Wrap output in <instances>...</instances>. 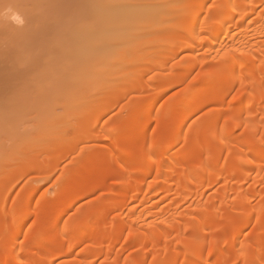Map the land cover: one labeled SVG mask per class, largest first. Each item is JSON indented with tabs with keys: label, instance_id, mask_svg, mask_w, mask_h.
<instances>
[{
	"label": "bare ground",
	"instance_id": "obj_1",
	"mask_svg": "<svg viewBox=\"0 0 264 264\" xmlns=\"http://www.w3.org/2000/svg\"><path fill=\"white\" fill-rule=\"evenodd\" d=\"M1 1L0 3H2ZM41 1L38 2L41 3ZM61 1L65 2V0ZM75 1L70 0L68 2L67 0V7L66 4H62L63 8L66 7L64 9H66L65 13L67 14V17L64 14L63 18L66 17L64 19L69 22L64 25V29L62 28L63 30L55 29L54 27L51 28L57 30L59 33L58 36L56 33V36L53 37L52 31L51 35L53 38H50V35L48 36L49 29H45V31L43 29V33H40L42 30H40V25L49 19L48 15L46 16V20L44 19V16L48 13V11L44 12L46 8H41L43 11H40L42 13L44 12V15L37 17V22L34 20L36 24L39 25L40 34L37 32L34 33L33 31L34 35H32L31 32H25L23 29L25 28V24L23 27L22 23L20 24V26L22 25L21 31L20 29L17 30L20 26L18 27L19 24L17 23V25H15L16 22H14L16 26L15 33L17 34L18 31H20L19 35H16V39L15 36L12 37L15 31L13 28L14 26H6L2 22L0 23V115H14L33 108L32 105V108H29V100L31 99H23L22 96L31 92V90L34 91V85V87H39V85H36V82V84L34 83L36 79L35 72L37 74L38 71V74L42 73L43 75V72L47 73L48 71L57 69V75L49 78L52 82L54 80L53 85H55L56 90L53 91L54 93L52 92L53 89L50 90V92H52L53 96L54 94L60 96L67 89L66 85L79 86L87 77L91 76V73L96 70L97 66L106 62V57L109 53H117L118 50L128 45L129 43L125 40L129 39L128 36L138 31H143V35H147L150 32L148 26L150 27L152 25L151 32L154 34L152 35L153 38H147L142 42V45L139 44L140 46H144V44L148 45L149 42L153 44L152 42H156L160 39V41H158L159 43L156 42V44H162L164 40L168 41L167 43L171 41V43H180L174 50L175 55L184 50L190 52L185 57V60L176 66L178 74L170 79L167 75L168 73H166L167 70L164 68L165 65H157L152 57L150 60H148L149 58L146 59V57L144 59L142 58L144 62L146 59L151 66L148 65V67L144 66L140 68L136 74L133 73L134 77H128V79L123 78L124 82L119 80L121 82L118 83V87L116 86V92L115 89L114 92L111 91L112 88L106 89L107 91L105 90V94L98 93V90H95L96 92H88V98L91 100V103H93V105H102V107L84 115V119L86 120L93 118L97 121L105 114L113 113L117 105L123 99L130 97L133 90L143 89L144 80L146 79L145 76L149 74L151 70H153V73L159 69L162 72H160V74L168 83L163 87L161 86V89L159 87V91H157L151 100L152 105L148 113L143 117L141 114H137L136 119L132 122L131 134L136 137L140 135L141 138L146 139L155 119L157 121L156 125L158 124L157 128L163 126L161 119L164 118L162 112L159 111L155 105L156 101L171 87L183 84L186 77L188 78L189 75L191 76L196 71L199 63L196 52L205 49L208 52L215 53L217 57L219 56L222 60L217 67L210 66L205 69L204 75H206V78H204V75L200 78L198 77L191 87H187V89L183 90L181 93L179 99L185 102V106L176 111L180 116L178 123L174 127L175 134L173 137H170L168 141L162 144L156 143L154 140L152 142L149 140L151 142L149 143L150 145L143 149L141 153L131 152L127 154H118L113 158L118 176L121 177V185L123 188V195L118 201L114 200V196L116 195L110 186L108 187L107 185V179L113 176L114 170L109 171L108 175L104 176L97 173L94 168L83 170L79 172L74 183L68 187L65 185L67 179L66 173L62 172V183L58 185L60 187L58 195L64 196V194L69 192L68 200L60 208L62 212L72 207L87 194L109 189L107 193L111 197H109L110 200L108 202H103V207H95L90 215L87 216L82 226H77L72 222L67 223L65 226H61L60 223L55 222V229L53 228V232H47L46 236L42 237L44 239L41 240L39 235L36 234L35 227L40 222L42 202L38 204L30 200L32 207L27 211L25 210L26 213L24 211L22 216L14 212V208L17 207L16 205L22 204L26 206V204H29L30 201L27 199L30 195L36 194L35 192L38 187L36 189H30L28 192L14 198L9 203L5 201L1 203L0 247L4 255L0 264H48L47 261L49 257H45L47 254L45 253L44 246L28 251L22 248L19 243V235L24 222L31 218H35V223L25 237V243L36 239L40 242L54 244L56 251L51 254L52 259L68 255L69 249L82 245L84 246L87 243L88 246L84 250L85 255H91L94 259L99 258L103 254L108 255L111 253L116 239L120 235L119 233L124 232L126 229L129 230V241L132 243H140V245L146 249L147 244H149V239L143 232H139V227H137V225L140 224L146 225V227L148 226L152 229L154 239L167 240L170 236L176 234V237L182 241V243L186 240L187 243H185L184 247L188 248L190 240L185 237L184 233H181L180 230L183 222L177 221V223H175L172 221V216L175 213L173 205H168L170 207L160 210V208L157 207L160 203L152 204L151 199H153V196L155 199L157 194L159 196V193H163L167 197L173 192L172 194L185 196V198H199V204L196 207V209H198V215L194 218L193 225L191 226L196 229L198 237L203 240L207 235L209 227L213 225L212 221L213 223L215 221L213 219H216L217 216L214 200H210L205 204L202 203L204 190L216 186L221 180L232 182L235 180L236 173L240 169L239 165L235 164L233 161H229L226 167H222L220 165L221 158L225 155L227 156V154L231 156V154L236 151L242 150L239 161L240 166L242 165L244 167L245 175L248 176L252 173H257L258 177L263 176L264 150H261V146L256 143L250 144L249 149L246 151L243 150V145H241V147L234 145L231 140L232 131L229 129L230 127H221V131L210 144L202 143L200 140L201 135L198 133L199 131H197V128H194L191 137H189V141L187 140L188 142H185V144H187L185 148L186 152H180L176 154L177 156H170L169 151L181 142V134L185 121L187 122L198 110L213 104L219 105H216V109H218H215L217 111L215 112V116L219 117L224 112L223 108H220V105L223 103L225 97L236 91L237 87V92H239L236 99L238 107L233 110L234 114L230 115L228 122H231L234 128L239 129L245 127L258 132L256 118L260 111L259 103L264 101V0H213L215 1L214 5L208 11H205L203 5L212 0H200L199 7L197 8H192L193 0H184L186 2L184 6L168 7L165 11H160V8L157 9L151 5L148 6V3L154 4L155 2H163V4L167 3L172 5L173 0H134V2H132L134 5H129V3L124 2V9L126 10L114 7L116 5L114 4L115 0H77V4H74ZM79 1L81 3L83 2V7L79 4L81 9L79 8L80 11H77L78 14L76 13V15L74 11H76L75 9L78 3H80ZM179 1L182 2L183 0ZM36 2H34V4ZM3 3H5L4 0ZM98 5H107L108 7H97ZM29 6L34 10V7L38 5H33L34 7L31 5ZM39 6L43 7L42 4ZM72 6L73 11L70 10ZM131 6H133L132 9ZM28 8H26L27 11ZM62 10L61 13L63 12ZM69 11L72 13L70 14ZM159 11L160 14H154ZM73 12L76 16L73 15ZM176 12H178L186 22L191 21L192 24H194V27L190 30L189 38L185 37V35L180 32L171 31L174 28L177 29L179 26L178 24L175 25L176 18L173 20L174 22L171 23L172 25L168 23L170 22L169 18L173 19L174 16L176 17ZM33 13L34 11L32 14ZM37 13H39V11ZM59 13L58 15H63V13L62 15ZM30 14L28 13L27 15ZM8 17H10V15L7 16V19H9ZM42 18L45 21L42 20V22ZM7 19L5 18V22H7ZM14 19L17 20L18 18L15 17ZM201 19H203L202 24L200 23ZM12 20H10V22ZM61 24L63 23L61 22ZM27 27V29L30 27L34 29V27H29V25H27ZM186 27H192V25L185 24L184 28ZM162 29H165L168 34L162 35L160 38L157 36L155 39L157 32L160 34V31H163ZM28 33H31L32 36L28 35V37ZM37 34L39 35L35 38ZM223 36H226L228 41H224V44L220 45L219 41L221 38L224 39ZM36 40L40 42L38 46V41L36 42ZM138 43L139 42H137V44ZM150 43L149 45L152 47L153 45ZM27 44H29L30 47L34 45L33 50H31L33 52L27 51L31 49L30 47L27 49ZM129 45L127 47H130ZM218 45L220 46L217 47ZM101 52L102 54H100ZM151 52L149 54H152ZM59 56L70 57L64 61V63L60 61V63L57 64ZM137 56L132 58V62L130 63L138 64L141 57L138 58ZM170 58L172 59V57ZM133 59L136 60L134 61ZM34 70L35 72H33ZM156 72H158V70ZM42 75L38 77L41 78ZM149 75L151 76L148 80L151 83L158 79V74L155 72L153 75L151 73ZM117 76L119 79V75ZM49 84H47V86ZM14 85H17V87ZM80 91L76 92L78 98L83 97L84 94ZM36 95L34 96L37 98ZM6 98H8V100H6ZM21 100L23 101L21 102ZM143 101L142 97H139L137 101H135L136 107H140ZM175 102L176 101H174V103ZM137 112L139 113L138 109ZM171 113L172 110L170 109L169 114L171 115ZM94 133L95 132L92 131L90 126L85 125V135L83 137L80 135L78 137V139L80 138L79 140H77V138H72L69 139L70 141L59 143V145H63L62 149L58 152L56 151L57 153H55L51 159L48 158L42 161L39 156H36L33 163L25 162L26 164L22 166L21 169L14 172V176H12V179L10 178L11 183H17L24 178L26 179V176L29 177L28 175L35 172L44 173L43 181L45 182L43 183H46L55 172L57 173L58 166L67 157L70 151H75L78 146L93 141L95 138L93 136ZM260 141L261 144H264V136L261 137ZM160 146L163 147L165 152H158ZM235 147L238 150L234 149ZM188 152L191 153L189 154ZM91 154L90 156L98 157L100 151L96 150ZM139 156L142 161V173L140 179L137 180L133 176L134 168L130 166V161L139 158ZM197 163H200L201 167L200 172L195 175V165H198ZM152 178L155 180H150ZM83 184L87 185V187L85 186V188L81 189ZM145 189L146 191H144ZM177 192H180V194ZM137 194L140 196L143 195V198L139 200L136 198ZM223 194L220 193V195L224 196ZM135 198L139 200V204L142 203L141 205H144L143 209H145L144 207H146L149 202H151V205L148 204L147 206L151 207L149 209L147 207V210H140V212L135 213V215L133 213L135 211H131V216L134 217L132 223L127 224L122 219H117L107 232L105 231V233L98 236L100 222L115 209H118V211L120 210L119 213L125 210V208L130 209L129 206L131 202L136 203L138 201L135 200ZM162 200H166V198L164 197ZM155 204L157 205L152 208V205ZM29 206L30 205H28V207ZM25 209H27V207ZM260 211L261 209L259 208L258 212ZM121 215H123V213ZM8 216H10L9 221L6 220ZM257 216L258 219L264 217V210L258 213ZM231 218V213H226L223 220L229 221ZM153 219L161 221V226L155 227L156 225ZM252 220L253 214L246 211L243 218L232 228V235L237 236V231H242ZM73 230H79L80 232L74 238L71 247L65 249L66 237L71 234ZM231 247L233 256L231 255L232 260L230 264L238 263L237 260H239V258L242 260L243 264H264V234L259 233L256 235L254 241L248 248H243L235 240L231 242ZM153 248H160V244L154 242ZM164 248L168 250L167 245H165ZM192 248L195 250L198 264H212L211 260L216 257V253L220 249V246L218 243L214 242L211 245L208 255L203 254L199 250V246L195 245ZM146 255L144 251L140 256L142 264H145ZM181 255V252H176L172 254L168 260H177ZM223 264H225V262Z\"/></svg>",
	"mask_w": 264,
	"mask_h": 264
},
{
	"label": "rangeland",
	"instance_id": "obj_2",
	"mask_svg": "<svg viewBox=\"0 0 264 264\" xmlns=\"http://www.w3.org/2000/svg\"><path fill=\"white\" fill-rule=\"evenodd\" d=\"M4 1L5 3H3V0L1 1L2 3H0V23L2 22L6 26H14L13 28L15 31L13 32L14 34H12V37L15 36L16 39V35H19L22 29V25L24 27V24L26 29H23L25 30V32H31L32 35H34V33L36 32L39 33L41 29V34L43 33V29L44 31L45 29H49L48 36L50 35L49 37L51 38L52 35L54 37L56 36V33L57 36L59 34L57 30L51 28L54 27L55 29L61 30L62 28L64 29V25L69 22L64 19L67 17V14L65 13L66 9L64 8L68 6V4L66 3H68L70 0H68V2H66L67 0H65V2H62L61 0H37V2L36 0ZM38 1H41V3ZM76 1L74 4H77ZM185 1L183 0L181 2L179 0H173L172 5L154 1V4L148 3V6L151 5L156 7L157 9L160 8V11H165L168 7L173 8L178 6H184V4H186ZM34 2L36 3L34 4ZM124 2L129 3V5H134L132 4L134 0H115L114 4L116 5L114 7L126 10L124 9ZM199 2L200 0H193L192 8L199 7ZM214 2L215 1L212 0L211 2H207L206 4H204L203 6L205 11H208L214 5ZM39 3L42 4L43 7L39 6ZM62 4H66V7L63 8ZM79 4L83 7V2L78 3L75 9L76 11H74L75 14H78L77 11H80L79 8L81 9V6ZM29 5H38L39 8L38 6H33L35 8L33 10ZM26 8H28V11ZM41 8H46L44 12L48 11V13H46L44 19L46 20L47 15L49 19H47L45 23H42V25H40L41 28L39 30V25H37L36 22L38 21L37 17L44 15V12H41L43 11ZM71 8L72 9L70 10L73 11V6ZM132 8L133 6H131V9ZM61 10L63 11V15L61 13ZM33 11L36 14L33 13V15ZM36 11H39V13H37ZM71 11H69L70 14L72 13ZM160 11L154 14H160ZM74 12L73 15L76 16L77 14L75 15ZM28 13L31 14L27 15ZM58 13L62 16L58 15ZM64 14L66 15V17L63 18ZM9 15L11 19L10 17H8L9 19H7V16ZM175 15L176 17L174 16L173 19L169 18L170 22L168 23H173V20L176 18L175 25L178 24L179 26L177 25V29L172 26L174 29H172L171 31L180 32L181 34H184L185 37H188L190 30H192V28L194 27V24H192L191 21L186 22L183 17L179 15L178 12H176ZM31 16L33 19L31 18ZM15 17L18 19H14ZM5 18L7 19V22H5ZM44 19L42 18L41 21H45ZM10 20H12V23L10 22ZM14 22H16V24ZM61 22L63 24H61ZM17 23L19 24L18 27L21 23L22 25L17 29H20V31H18V33L16 34L15 25H17ZM200 23H203V19H201ZM185 24H190L192 25V27L184 28ZM27 25H29V27L32 26L34 27V29L38 30H34L31 27L27 29ZM151 27L152 25L150 27L148 26V28H150V32L147 35H143V31H138L137 33L135 32V34L133 33V35L128 36L129 39L125 40L127 41V43L130 44H128L130 47H127L128 45H126L123 49L118 50L117 53H109L106 57V62L104 64L101 63L99 66H97L96 70L91 73L90 77H87L85 81L80 83V85L77 87L66 85L67 89L60 96H57L55 94L54 96L52 95V92L56 90V87L55 85H53L54 80L52 82L49 79L52 76L57 75V69L53 71H48L47 73L43 72V75L42 73L38 74V71L36 74L34 70L33 72H35L36 76L34 83L36 82L37 84H35L39 85V87H34V85V89L32 88L34 91L31 90V92L27 93L29 95L25 94L26 96H22L23 99H31L29 100V108L31 107V105L33 106V108L31 107L32 109H27L28 111L25 110L26 112L22 111L14 115H0V205L4 201L9 203L14 198H17L20 195L28 192L30 189H36L38 187L35 192L36 194L32 196L30 195L27 200H31L32 202H36L38 204H41L39 202H42V210L39 219L40 222L35 227L36 234L39 235V238H41V240L44 239L42 237H45L47 232H53V228L55 229V222L60 223L61 226H65L69 222H72L77 226H82L87 216L90 215L91 211L95 207H103V202H108L111 198L110 195L107 193L109 189H103L102 191L100 190L93 194H87L85 197L75 203L72 207L62 212L60 208L68 200L69 197V192L64 194V196L58 195L60 188L58 185H61L62 183V172L66 173L67 179L65 185L66 187H68L74 183V181L78 177L79 172L83 170H90L91 168H94L97 173L103 176L108 175L109 171L114 170L113 176L107 179V185L108 187L110 186V188L114 191L116 195L114 196V200L118 201L123 195V188L121 185V177L118 176V172L113 162V158L118 154H127L131 152L141 153V151L147 148L150 145L149 143H151L153 140L156 143L158 142L159 144H162L163 142L165 143L166 141H168L170 137H173L175 134L174 127L178 123L180 116L179 113H176V111L185 106V102L179 99L181 93L183 92V90L187 89V87H191L193 85V82L197 80L198 77L200 78L202 75H204L205 69L210 66L217 67L220 61L222 60L219 58V56L217 57L215 53L208 52L205 49L196 52V56L199 60L196 71L191 76L189 75L188 78L186 77V80L183 84L171 87L172 89L170 88L156 101L155 105L157 109L162 112L163 118L165 120L161 119L163 126L161 128H157L158 124L156 125L157 121L155 119L154 121L156 122L153 121L150 133L146 137V139L141 138L140 135L136 137L131 134V128L133 124L132 122L136 119L137 114H141L143 117L146 113H148V110L152 105L151 100L153 99L157 91H159V87L161 89L168 83V81L164 80V77L160 74L161 71L159 69H157L158 72H156V69V71H154L156 74H158L157 76L159 80L157 79L155 82L152 83L148 80V78L151 76L149 74L151 73L153 75V70H151L149 74H145L146 76H144L146 79L144 80L143 89L133 90L130 94V97L123 99L117 105V108L113 113H107L97 121L93 118L87 120L84 119V115L102 107V105H93V103H91V100L88 98V92H96L95 90H98V93L105 94L108 88H112L111 91L113 92L115 89L116 92V86L118 87V83L121 82L119 80H122L124 82V79H128V77H134V74H136V72L140 68L144 66L148 67L149 62L146 60L148 58V60H150L152 57L153 61H155L157 65H165L164 68L167 70L166 73H168L167 75L170 79H172L175 75L178 74L176 66L181 64L190 52L184 50L179 52L178 54L176 53L175 55L174 50L178 45H180V43H171L172 41H169L170 43H167L168 41L164 40V44H156V42L160 41V39L156 42H152L153 44L149 42L151 45H153V48L149 45V43L148 45L146 44L147 47L144 43V46H140L142 45V42L145 41L147 38H153L152 35L154 34L153 32H151ZM164 31L165 29L163 31H160V34L157 32V35L155 34L156 37L154 36L155 39L157 38V36H159L160 38L162 35L168 34L166 31ZM31 33H28L27 36H32ZM39 34H37L35 38H37ZM223 38L226 40L221 38L219 41L220 45H223L224 41H228V38L226 36H223ZM37 41L38 40H36V42ZM137 42L139 43L137 44ZM37 43L38 46L40 42L38 41ZM27 45L28 49V47L30 46L29 44ZM220 45H218L217 47H219ZM33 46L34 45L30 47L31 49L26 50L29 52H33L31 51L33 50ZM150 52L153 55L149 54ZM100 54H102V52ZM136 56L138 58L141 57V60L138 59L140 60L139 63H130L132 62V58ZM69 57L70 56H59L57 59V64H59L60 61L61 63H64V61H66ZM145 57L146 59L144 62L143 59ZM170 57H172V59ZM40 75H42L41 78L38 77ZM117 75H119V79ZM204 78H206V75H204ZM47 84L49 85L47 86ZM14 86L17 87V85ZM50 90H52V92H50ZM237 90L238 87L236 91H234V93H230L227 97H225L223 101L224 104L222 103L220 105V108H223L224 112L219 117L215 116V112H217L216 110L218 109H216V107L219 105L213 104L214 106L209 105L198 110L193 116H191L187 120V122L185 121L183 132L181 134V142L179 143V145H176V147L172 148L169 151V155L177 156L176 154L180 152H186L185 148L187 144H185V142L189 141V137H191L192 130L194 128H197V131H199L198 133L199 135H201L200 140L202 143L210 144L214 140L216 135L219 134V132L221 131V127H230L229 129L232 131L231 140L234 145L238 147H241V145H243V150L246 151L247 149H249L250 144L256 143L261 146V150H264V144H261L260 141L261 137L264 136V101L259 103L260 111L256 118L258 132L253 131L249 128L247 129L245 127L239 129L234 128V125L231 122H228L230 115L234 114L233 110L238 107L236 99L237 94L239 92H237ZM78 91L84 93L83 97L78 98L76 96V92ZM34 95H36L37 98ZM139 97H142L144 101L140 104V107L137 108L135 101H137ZM6 100H8V98H6ZM22 101L23 100H21V102ZM174 101L176 102L174 103ZM137 109L139 110V113L137 112ZM170 109L172 110L171 115L169 114ZM85 125L90 126L92 128V131L95 132L93 135L95 137L93 141L78 146L75 151H70L67 157L58 166L57 173L55 172L54 175H52V177L49 178L48 181H46V183H43L45 181H43L44 173L42 172L31 173V175H28L29 177L26 176V179L24 178L17 183H11L10 178L12 179V176H14L15 174L14 172L21 169V167L26 164L25 162L33 163V160L36 156H39L40 160L42 161L48 158L51 159L52 156L55 155V153L62 149L63 145H59V143L63 141L67 142L69 139L72 138H77V140H79L80 138L78 139V137L80 135H82L83 137L85 135ZM149 140H151V142ZM234 149L237 148L235 147ZM96 150L100 151V155L98 157L90 156L92 155L91 153ZM158 152L162 153L165 151L163 147L160 146L158 148ZM188 153L190 154L191 152ZM240 154H242V150L236 151L235 153L231 154V156H228L227 154V156H223L220 161V165L222 167H226L229 161H233L235 164L239 165L240 169L236 173V177L234 178L235 180H233L232 182H225L224 180H221L216 186L206 188L204 190L202 203L205 204L208 203L210 200H214L215 212L217 215L216 219H213L215 221L214 223L212 221L213 225L209 227L205 239L201 240L196 233V229L194 227L192 228L191 226L193 225L194 218H196L198 215V209H196V207L199 204V198H185V196L172 194V192L170 193V195L168 194L169 196L167 197L165 196V194L159 193V196L157 194L155 199L154 196L153 199H151L152 204L160 203V205H152V208L153 206L155 207L157 205L160 210H163L165 208L170 207L168 205H173V210H175V213L172 216V221L175 223H177V221L183 222L180 227V230L181 233H184L185 237L190 240L188 243V245L190 244L188 248L184 247L185 243H187L186 240L184 241V243H182V241H180L176 237V234H173L167 240H156L153 238L154 234L152 233V229H150L148 226L146 227V225L144 226L143 224H140L137 225V227H139V232H143L146 237L150 240H148L149 244H147L146 249H144L140 245V243L130 242L129 230L126 229L124 230V232L119 233V236L117 235L118 238L116 239V243L110 254H103L99 258L94 259L91 255H85L84 250L88 246V243L84 246L82 245L69 249L74 238L80 232L79 230H73L72 233L69 234L65 240V249H69L68 255L52 259L51 254L56 251V247L54 246V244H48V242H40L36 239L25 243V237L33 227L35 223V218L27 219L24 222V225L19 235V243L22 248L27 249L28 251H32L36 248H39L40 246H44L45 253L47 254L45 255V257H49L47 261L48 264H142L140 256L144 251L147 254L146 260L144 262L145 264H198L195 250L192 247L195 245L199 246V250L203 254L208 255L210 252L211 245L215 242L219 244L220 249L217 251L216 257L211 260L212 264H223L224 262L225 264H230V261L232 260L233 256L231 247V242L233 240L237 241L243 248H248V246H250L251 243L254 241L256 235H258L259 233L264 234V217H262L261 219L257 218L258 213L264 210V172L262 173V177H258L257 173H252L248 176L245 175L244 167L242 165L240 166ZM130 162V166L134 168V178H136L137 180L140 179L142 173V161L140 159V156L139 158H135ZM197 164L198 165H195V175L200 172L201 167L200 163ZM150 180H153V178ZM85 186L87 187V185L83 184L81 189L85 188ZM144 191H146V189ZM134 193L131 194L133 195ZM177 193L180 194V192ZM220 193L225 194H223L224 196H222L220 195ZM164 197L166 198V200H162V198ZM136 198L140 200L141 198H143V195L140 196L137 194ZM136 198L135 200H138ZM139 200L136 203L131 202L129 207L130 209L134 210L125 208V210H123L124 212L122 211L120 213V210L118 211V209L111 211L105 217V219L100 222L98 236L105 233V231L107 232L111 228L113 222L117 219H122L127 224L132 223L134 221V217L131 216V211H135L133 212L135 215V213L140 212V210H147V205L151 202H149L146 207H144L145 209H143L144 205L142 206V203L139 204ZM31 201L28 204L30 205L29 207L27 204L26 206L22 204L16 205L17 207L14 208V212H17L19 215L22 216L25 210L27 211L30 207H32V204H30ZM26 207L27 209H25ZM150 207H148V209ZM259 208L261 209L260 212H258ZM246 211L253 214L252 222L242 231H237V236H233L231 233L232 228L237 225V223L243 218V215L244 213H246ZM122 213L123 215H121ZM226 213H231L232 215V218L229 221L223 220L224 215ZM9 217L10 216H8L6 220L9 221ZM153 220L155 222L154 224L156 225L155 227L161 226V221H159L158 219ZM40 226L43 228H41ZM154 242L159 243L160 248H153ZM165 245L168 246V250H165ZM176 252L182 253L180 258L173 261L168 260V258ZM3 255L4 253L0 247V261L1 259H3ZM240 260L241 259L239 258V260H237L238 263L235 264H243L242 260L241 262Z\"/></svg>",
	"mask_w": 264,
	"mask_h": 264
},
{
	"label": "snow or ice",
	"instance_id": "obj_3",
	"mask_svg": "<svg viewBox=\"0 0 264 264\" xmlns=\"http://www.w3.org/2000/svg\"><path fill=\"white\" fill-rule=\"evenodd\" d=\"M97 7H108L107 5H98Z\"/></svg>",
	"mask_w": 264,
	"mask_h": 264
}]
</instances>
